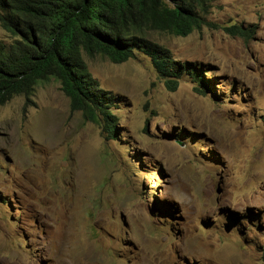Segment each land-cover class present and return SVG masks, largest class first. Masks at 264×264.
I'll list each match as a JSON object with an SVG mask.
<instances>
[{
	"label": "rangeland",
	"instance_id": "rangeland-1",
	"mask_svg": "<svg viewBox=\"0 0 264 264\" xmlns=\"http://www.w3.org/2000/svg\"><path fill=\"white\" fill-rule=\"evenodd\" d=\"M212 5L217 28L150 34L206 94L142 54L85 55L115 134L55 79L0 105V264H264V0Z\"/></svg>",
	"mask_w": 264,
	"mask_h": 264
},
{
	"label": "trees",
	"instance_id": "trees-1",
	"mask_svg": "<svg viewBox=\"0 0 264 264\" xmlns=\"http://www.w3.org/2000/svg\"><path fill=\"white\" fill-rule=\"evenodd\" d=\"M211 1L0 0V25L15 37L9 45L0 41V105L22 96L31 106L38 83L55 79L72 100L73 112H83L90 122L103 120L115 134L113 101L99 89L84 56L124 63L138 52L152 60L170 91L187 71L196 91L206 94L211 89L201 70L176 62L149 34L189 36L209 24Z\"/></svg>",
	"mask_w": 264,
	"mask_h": 264
},
{
	"label": "clouds",
	"instance_id": "clouds-1",
	"mask_svg": "<svg viewBox=\"0 0 264 264\" xmlns=\"http://www.w3.org/2000/svg\"><path fill=\"white\" fill-rule=\"evenodd\" d=\"M214 1H215V0H212L211 3H210V7H211V9H212V6H213L212 4H213ZM211 9H210V13H211ZM210 13H209V14H210ZM208 16H209V15H208ZM208 16H207V18H208ZM207 21H208V19H207ZM208 23H209L208 25L203 26L200 30H195V31H201L204 27L217 28V26H216L215 24L210 23L209 21H208ZM234 28H235V27H231V28H228L229 30H227V29H226V30H227L228 32H232L234 35H241V36L244 35V32H243V30H241V28H238V27H237V28L239 29L238 32H235V29H234ZM195 31H194V32H195ZM156 32H158V31H156ZM151 33H152V32H151ZM151 33H150V34H151ZM161 33H166V32H161ZM150 34H149V38H150ZM168 34H169V33H168ZM170 35H173V34H170ZM190 35H191V34H190ZM174 36H175V35H174ZM176 37H178V36H176ZM187 37H188V36H187ZM182 38H185V37H182ZM150 39H151V38H150ZM152 41H153V40H152ZM153 42H155V41H153ZM155 43H156V42H155ZM157 44H158V43H157ZM164 48H165V47H164ZM167 50H168V49H167ZM169 52H170V51H169ZM170 53H171V52H170ZM138 54H142V53H139V52H138V53L136 54V57H137ZM142 55H144V54H142ZM144 56H146V55H144ZM171 56H172V55H171ZM136 57H135V58H136ZM147 57H148V56H147ZM135 58H132V59H135ZM172 58H173V57H172ZM173 59H174V58H173ZM108 60H109V59H108ZM130 60H131V59H130ZM130 60H128V61H130ZM174 60H175V59H174ZM128 61H127V62H128ZM151 61H152V60H151ZM175 61H176V60H175ZM176 62H178V61H176ZM124 63H126V62H124ZM178 63H180V62H178ZM152 64H153V63H152ZM180 64H181V63H180ZM187 64H189V63H187ZM187 64H184V65L181 64V65H182V66H185V65H187ZM192 65H193V64H192ZM192 65H191V66H192ZM153 66H154V65H153ZM194 66L197 67V65H194ZM154 68H155V67H154ZM197 68H198V67H197ZM199 69H200V68H199ZM155 70H156V69H155ZM200 70H201V69H200ZM156 71H157V70H156ZM201 72H202V71H201ZM157 73H158V72H157ZM184 73H186V74H188L189 76H191L189 73H187V71H185ZM184 73H183V75H184ZM158 74H159V73H158ZM183 75H182V76H183ZM191 77H192V76H191ZM203 77H204V76H203ZM204 78H205V77H204ZM181 79H182V77H181ZM181 79H180V81H181ZM205 79H206V78H205ZM165 80H167V79H165ZM192 80H193V78H192ZM206 80L209 82L210 89L212 90L213 87H212L211 84H210V79H206ZM193 81H194V80H193ZM194 82H195V81H194ZM197 85H198V84H197ZM207 91H210V90H207ZM116 125H117V123H116ZM115 129H116V128H115ZM114 133H115V132H114Z\"/></svg>",
	"mask_w": 264,
	"mask_h": 264
}]
</instances>
